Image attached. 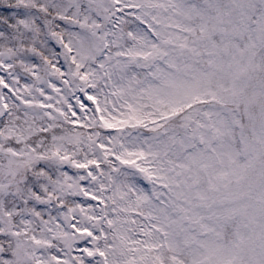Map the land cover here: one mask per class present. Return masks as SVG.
<instances>
[{"label":"snow or ice","instance_id":"6c2138e0","mask_svg":"<svg viewBox=\"0 0 264 264\" xmlns=\"http://www.w3.org/2000/svg\"><path fill=\"white\" fill-rule=\"evenodd\" d=\"M0 264H264V0H0Z\"/></svg>","mask_w":264,"mask_h":264}]
</instances>
